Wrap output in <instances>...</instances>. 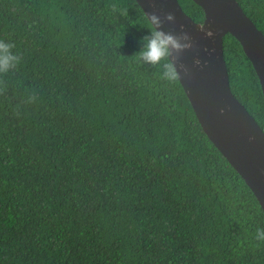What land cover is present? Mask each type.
<instances>
[{"label":"trees","instance_id":"16d2710c","mask_svg":"<svg viewBox=\"0 0 264 264\" xmlns=\"http://www.w3.org/2000/svg\"><path fill=\"white\" fill-rule=\"evenodd\" d=\"M237 2L264 34V0ZM148 28L135 0H0V37L22 56L0 74V264H264L254 194L179 79L137 61ZM223 54L264 130L259 79L229 33Z\"/></svg>","mask_w":264,"mask_h":264},{"label":"water","instance_id":"95a60500","mask_svg":"<svg viewBox=\"0 0 264 264\" xmlns=\"http://www.w3.org/2000/svg\"><path fill=\"white\" fill-rule=\"evenodd\" d=\"M135 1L147 18L153 11L162 18L172 12L174 20L161 25L165 31L190 34L192 46L178 54L188 69L185 72L177 65L179 82L203 131L245 181L264 213V130L233 95L223 54V38L229 33L251 62L264 96V34L237 0H193L203 10L202 22L193 21L178 0Z\"/></svg>","mask_w":264,"mask_h":264},{"label":"clouds","instance_id":"9594fccd","mask_svg":"<svg viewBox=\"0 0 264 264\" xmlns=\"http://www.w3.org/2000/svg\"><path fill=\"white\" fill-rule=\"evenodd\" d=\"M165 20H174L173 13L167 12L163 18L155 11L148 14L150 28H148V33L140 37L141 46L137 50V61L141 64L159 66L161 69L159 79L167 84H172L180 78L177 65L183 68L185 72L188 71L183 62L178 59V54L192 46V39L186 31H165L161 27ZM181 28H183V25H181ZM15 49L16 45L13 41L0 37V74L9 73L21 63L22 56ZM173 53H176V55H173ZM195 63H199L198 58ZM37 100L38 94L35 91H30L24 97L22 103L30 104ZM19 107L20 105L16 106L17 109ZM254 240L257 244L264 243V228L256 229Z\"/></svg>","mask_w":264,"mask_h":264}]
</instances>
